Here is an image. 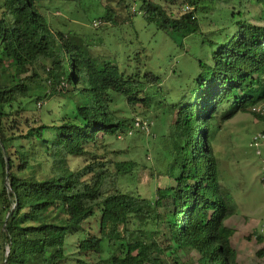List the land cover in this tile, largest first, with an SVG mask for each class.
Masks as SVG:
<instances>
[{"label":"trees","instance_id":"trees-1","mask_svg":"<svg viewBox=\"0 0 264 264\" xmlns=\"http://www.w3.org/2000/svg\"><path fill=\"white\" fill-rule=\"evenodd\" d=\"M42 1L0 0V166L10 186L0 191L9 209L3 231L9 250L3 264H62L70 257L67 238L72 232L85 235L77 246L79 255H100L107 245L110 264H172L171 259L179 264L180 251L196 253L198 264H240L232 241L236 229L228 225L235 213L233 196L222 184L215 140L221 124L240 112L264 122V114L253 110L264 103V0H250L261 7L255 22L238 8L241 0H225L232 4L235 30L217 29L225 41L213 53L212 64L201 63L187 101L177 104L151 93L161 77L125 75L117 63L99 61L86 46L72 43L42 14ZM185 2L180 16H173L160 0H131L126 7L131 11L136 3L134 14L145 16L173 40H182L200 30L199 14L215 11V0ZM206 40L212 46L219 43L216 38ZM7 67L16 68L17 83L5 76ZM147 90L156 99L154 119L171 118V132L161 138L158 152L160 175L169 182L149 198L118 185L117 177L131 168L125 162L114 166L110 159L96 160L71 169L68 155L85 154L88 142L134 130L135 118L116 115L114 95L132 109L150 107V101L140 97ZM75 91L86 98L77 106L79 119L52 126L57 146L46 148L54 176H17L13 169L24 168L28 160L20 150L12 151L14 142L36 137L47 143L45 133L52 128L43 122L32 125L37 115L26 105L44 104L48 94ZM14 120L23 126L19 135L11 132ZM141 131L134 132L146 133ZM74 143L79 149H71ZM86 174L91 178L84 180ZM258 235L264 243V236ZM257 253L264 254V247Z\"/></svg>","mask_w":264,"mask_h":264},{"label":"rangeland","instance_id":"rangeland-1","mask_svg":"<svg viewBox=\"0 0 264 264\" xmlns=\"http://www.w3.org/2000/svg\"><path fill=\"white\" fill-rule=\"evenodd\" d=\"M129 1L131 0H43L39 7L53 28L62 32L72 43L86 46L93 58L117 63L120 71L125 75L143 77L152 73L161 77L162 82L150 88L156 99L172 100L175 104L180 101L186 102L193 87L194 78L202 71L201 63L212 64L213 53L218 49L219 44L225 41L221 40L224 37L221 38L222 35L217 29L227 26L229 28L225 31L235 30L233 22H230L234 20L229 12L232 4L226 3L225 0H215L214 5L211 4L215 7L212 14H199L200 30L198 32L182 40H173L166 32L149 22L145 16L139 13L134 14L133 8L135 6L138 8L136 3L132 4L131 11L127 9ZM160 1L173 16L184 13L185 0ZM238 8L252 22H255L253 19L257 18L261 9L250 0H241ZM106 13L110 16L105 20ZM206 38H216L219 43L212 46ZM45 63L49 64V60ZM5 76L10 83L19 81L15 67H7ZM150 91L147 90L140 95L150 101V107L141 104L132 109L128 102L117 94L114 95L112 103L118 116L151 120L153 125L152 129L150 126V135L146 133L143 135L140 132L135 134L134 131L137 130L134 129L132 132L129 130L127 136L121 134L116 138L99 136L96 142L91 141L85 144V154L68 155L70 168L80 170L96 160L110 159L114 162V166L125 162L131 168L129 173H121L117 177L118 185L123 190L149 198L154 197L157 187L168 181V178L160 175L162 170L159 167L158 152L162 147L161 138L171 132L172 123L170 117L166 121H162V118L154 119L153 116L158 111H155L156 99L149 94ZM44 101V104L39 102L36 105L33 101H29L26 105L37 115L32 125L43 122L52 127L64 121H75L79 119L76 115L77 106L84 104L86 98L75 91L70 95L48 94ZM11 124V132L19 135L23 126L16 125L15 120ZM263 126L264 122L251 113L240 112L221 124L215 140L222 184L224 189L233 196L231 204L235 213L228 220V225L236 229L234 244L240 249L241 264H264V254L257 253L264 247V243H260L256 237L261 228L258 226L263 225L264 229V184L262 181L264 145L261 146V156L257 155L255 147L251 145L253 136L263 129ZM26 128L27 125H24L23 133L27 131ZM57 136V129L52 127L45 133V138L50 140L47 143L36 137L17 139L11 149L23 152L28 163L22 169L16 166L13 172L19 177L35 176L40 180L53 177V158L46 148L58 142ZM79 147L78 143H74L71 149L76 150ZM115 171H117L116 168ZM83 178L89 179L91 175L86 174ZM8 182L4 169L0 166V191L5 187L10 189ZM7 205L5 200H0V264L4 263V257L9 250L3 239L4 221L9 212ZM244 221L248 222L245 226ZM91 224L96 228L94 220H91ZM253 224H255L254 227ZM88 225L85 224V227ZM84 237L83 233L69 234L67 253L70 257L62 264H110L111 255L107 245L100 255H79L77 246ZM80 259L84 260V263L79 261ZM170 262L175 264L172 259ZM178 263L198 264V255L194 252L180 251Z\"/></svg>","mask_w":264,"mask_h":264},{"label":"built area","instance_id":"built-area-1","mask_svg":"<svg viewBox=\"0 0 264 264\" xmlns=\"http://www.w3.org/2000/svg\"><path fill=\"white\" fill-rule=\"evenodd\" d=\"M186 8H189V6H187ZM253 110L257 111L260 114H264V103L255 106ZM152 125H153L152 121H148L142 118H135L133 129L135 130L140 129L143 132L149 133L151 130L150 126L152 128ZM251 145L255 147L257 155L261 156L262 155L261 146L264 145V128L258 131V133L253 136ZM262 163H263V169H264V158H263ZM262 181L264 184V175L262 177Z\"/></svg>","mask_w":264,"mask_h":264},{"label":"crops","instance_id":"crops-1","mask_svg":"<svg viewBox=\"0 0 264 264\" xmlns=\"http://www.w3.org/2000/svg\"><path fill=\"white\" fill-rule=\"evenodd\" d=\"M230 219H231V218H230ZM230 219H229V220H230ZM246 223H248V222H247V221H244V226L247 225ZM254 225H255V224H253V227H254ZM262 226H263V225L258 226V228L261 227V228H260V231H259V232H260L259 234H261V235L264 236V232H263L264 229H263ZM234 238H235V234H234V237H233L232 241H233V245H234V247L236 248L237 253H238V260L240 261V256H239V255H240V249L234 244ZM240 264H241V262H240Z\"/></svg>","mask_w":264,"mask_h":264}]
</instances>
